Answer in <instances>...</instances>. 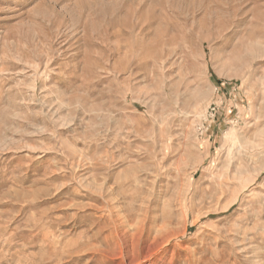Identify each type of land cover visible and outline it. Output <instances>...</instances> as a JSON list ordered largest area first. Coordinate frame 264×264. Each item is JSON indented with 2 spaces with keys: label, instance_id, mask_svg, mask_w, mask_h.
<instances>
[{
  "label": "rangeland",
  "instance_id": "obj_1",
  "mask_svg": "<svg viewBox=\"0 0 264 264\" xmlns=\"http://www.w3.org/2000/svg\"><path fill=\"white\" fill-rule=\"evenodd\" d=\"M117 224L264 264V0H0V264H115Z\"/></svg>",
  "mask_w": 264,
  "mask_h": 264
},
{
  "label": "bare ground",
  "instance_id": "obj_2",
  "mask_svg": "<svg viewBox=\"0 0 264 264\" xmlns=\"http://www.w3.org/2000/svg\"><path fill=\"white\" fill-rule=\"evenodd\" d=\"M233 171V170H232ZM232 176V175H231ZM109 184V183H108ZM226 194V193H225ZM214 195V194H213ZM103 197V196H102ZM110 197V196H109ZM100 208V207H99ZM102 208V207H101ZM100 208V209H101ZM79 209V208H78ZM147 214V213H146ZM113 215V214H112ZM148 215V214H147ZM122 216V215H121ZM145 217V216H144ZM103 220V219H101ZM120 220V219H119ZM147 220V219H146ZM115 221V220H114ZM167 221V220H166ZM196 221V220H195ZM102 222V221H100ZM118 222V220H117ZM121 222V221H120ZM163 222V221H162ZM115 223V222H114ZM170 223V222H169ZM196 223V222H195ZM49 224V223H48ZM47 224V225H48ZM99 224V223H98ZM103 224V223H102ZM100 223V225L102 227H104ZM126 224V223H124ZM166 225V224H164ZM171 225V224H170ZM173 225V224H172ZM184 225V224H183ZM98 226V225H97ZM95 226V227H97ZM115 226V225H114ZM118 226V224L116 225ZM121 225L118 226L117 228V236L120 238V240H122L121 244L119 242L120 245H117L116 243V248L113 249L112 251H99L102 252L104 254V256H107L108 258H111L113 261H115V264H138L141 261H150V259L152 258V255L154 254V250L164 244L167 243L168 241H170L172 238H174L173 234H161L155 237V242L151 243H145L143 245H140L141 243V234L143 235L142 232H138L136 234L133 233V235H128L127 234V230H123L121 227ZM100 227V228H102ZM125 227H127L125 225ZM135 227V226H134ZM142 227V226H141ZM109 228V226H108ZM143 228V227H142ZM161 228V227H160ZM163 228V227H162ZM161 228V229H162ZM47 229V228H46ZM103 229V228H102ZM105 229V228H104ZM112 229V228H110ZM126 229V228H125ZM128 229V228H127ZM144 229V228H143ZM177 229V228H176ZM181 230V228H179ZM114 230V228H113ZM112 230V231H113ZM130 230V229H129ZM128 230V231H129ZM185 230V229H184ZM97 231V230H96ZM173 231V229H172ZM176 231V230H175ZM186 231V230H185ZM184 231V232H185ZM53 232V231H52ZM111 232V231H110ZM170 232V231H169ZM180 232V231H179ZM57 233V232H56ZM112 233H116V232H112ZM183 233V232H182ZM109 234V233H108ZM61 235V234H60ZM67 235V234H66ZM65 235V236H66ZM115 235V234H114ZM113 235V236H114ZM151 235V234H150ZM87 236V235H86ZM112 236V234H109V237ZM145 236V235H144ZM177 236V234H176ZM88 237V236H87ZM148 238V237H147ZM109 239V238H108ZM154 239V238H153ZM90 240V239H89ZM119 240V239H118ZM145 240V239H143ZM116 241V240H115ZM87 242V241H86ZM113 242V241H112ZM152 242V241H151ZM82 243V242H81ZM109 243V242H108ZM114 243V242H113ZM112 243V244H113ZM64 244V243H63ZM80 244V243H79ZM86 244V243H85ZM93 244V243H92ZM114 244V245H115ZM84 245V244H83ZM91 245V244H89ZM103 245V244H102ZM111 245V244H110ZM61 246V245H60ZM81 246V245H80ZM95 246V245H94ZM101 246V245H100ZM52 247V246H51ZM56 247V246H55ZM59 247V246H58ZM103 247V246H102ZM101 247V248H102ZM106 247V246H105ZM161 247V246H160ZM50 248V247H49ZM100 248V249H101ZM104 248V247H103ZM110 248V247H109ZM162 248V247H161ZM72 249V250H71ZM99 249V248H98ZM51 251L48 252L49 254H47V256L42 260L39 261L36 258V254H34V258L31 261V264H80V260L82 259L81 257L78 256H74L78 255V253L81 252L82 248L80 247H73V248H69L67 244L63 245L59 250L56 248H52L50 249ZM84 250V249H83ZM82 250V251H83ZM95 247L93 248H86V252H91V251H95ZM108 250V249H107ZM48 251V250H47ZM46 251V252H47ZM45 252V253H46ZM157 252V251H156ZM164 252V251H163ZM169 252V250H168ZM44 253V255H45ZM101 253V254H102ZM153 253V254H152ZM162 253V252H161ZM167 253V252H166ZM164 254V253H163ZM161 255V254H160ZM168 255V254H167ZM165 255V256H167ZM95 256V255H94ZM97 256V255H96ZM95 256V257H96ZM99 256V255H98ZM162 256V255H161ZM69 257V258H68ZM86 257V256H85ZM88 257V256H87ZM93 257V256H92ZM68 258L69 260L66 261L65 259ZM162 258V257H161ZM93 259V258H92ZM101 259V257H100ZM159 259V258H158ZM166 259V258H165ZM65 260V261H64ZM96 260V259H95ZM103 260V259H102ZM101 260V261H102ZM117 260H119V262H116ZM161 260V259H160ZM100 261V262H101ZM110 261V260H109ZM166 262V260H164ZM61 262V263H60ZM153 262V261H151ZM156 262V261H155ZM161 262V261H160ZM107 264V262H105ZM113 263V262H112ZM111 263V264H112ZM162 263V262H161ZM83 264V263H81ZM150 264V263H149ZM157 264H159L157 262Z\"/></svg>",
  "mask_w": 264,
  "mask_h": 264
}]
</instances>
